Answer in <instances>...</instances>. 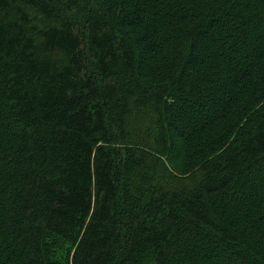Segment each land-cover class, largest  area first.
Masks as SVG:
<instances>
[{
    "label": "trees",
    "instance_id": "16d2710c",
    "mask_svg": "<svg viewBox=\"0 0 264 264\" xmlns=\"http://www.w3.org/2000/svg\"><path fill=\"white\" fill-rule=\"evenodd\" d=\"M0 264H264V0H0Z\"/></svg>",
    "mask_w": 264,
    "mask_h": 264
}]
</instances>
